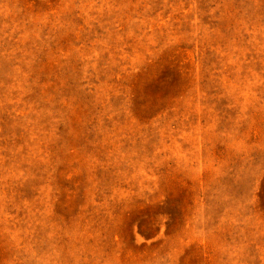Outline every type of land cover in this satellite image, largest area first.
Instances as JSON below:
<instances>
[{
	"label": "rangeland",
	"instance_id": "rangeland-1",
	"mask_svg": "<svg viewBox=\"0 0 264 264\" xmlns=\"http://www.w3.org/2000/svg\"><path fill=\"white\" fill-rule=\"evenodd\" d=\"M0 264H264V0H0Z\"/></svg>",
	"mask_w": 264,
	"mask_h": 264
}]
</instances>
